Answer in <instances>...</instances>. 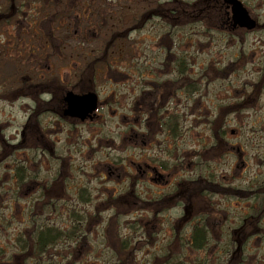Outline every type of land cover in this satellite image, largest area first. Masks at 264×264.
Masks as SVG:
<instances>
[{
    "label": "flooded vegetation",
    "instance_id": "obj_1",
    "mask_svg": "<svg viewBox=\"0 0 264 264\" xmlns=\"http://www.w3.org/2000/svg\"><path fill=\"white\" fill-rule=\"evenodd\" d=\"M175 4H180L179 0H44V5L43 0H0V68L5 71L0 76V194L11 193V201L18 207L21 200L33 196L36 211L42 190L57 192L61 188L69 192L75 190L74 193L79 190L91 193L85 210L88 226L95 215V204L127 203L128 196H135L140 186L145 192L154 193L150 192L152 189L160 196L148 201L146 210L154 211L153 216L156 214L154 205L161 204L165 209L179 207L183 216L175 227L183 228L193 222L192 233L197 229L202 231L208 217L201 214L195 217L197 214L192 212L199 206L195 203L199 196L197 192L202 195L200 185L205 158H202L199 141L201 126L194 116V125L186 128L185 111H182L186 101L196 100L199 87L195 80L193 86L185 83L186 61L178 45L185 43L183 27L187 13L184 7L176 10ZM43 17L59 20V26L53 30L48 28L52 33H63L61 28L65 26L66 40L70 41V33L74 44L53 49L44 41L48 30L42 27ZM226 17V29L233 30L229 12ZM92 35L97 39L90 43ZM139 35H146V38ZM103 38L109 41L105 39L102 44ZM75 46L82 51H99V59L95 61L94 55L81 59L70 54V50H76ZM109 56H116V59L111 60ZM98 63L102 64L97 66ZM10 67H13L12 74ZM63 78L69 86L57 85L58 80L64 81ZM69 92L97 95L98 109L89 122L68 114L66 98ZM20 100L24 121L14 128L11 136L6 115L10 105ZM111 115L113 135L118 140L114 151L124 150L128 154H105V134L93 136L91 142L78 152L80 158H86L85 165L77 168L76 177L71 172V176L61 181L60 172L59 177L57 174L62 159L71 157L67 151H57L56 139L64 134L77 142L75 131L85 125L100 123L104 126ZM49 116V123L43 124L41 118ZM62 126L68 132L59 131ZM187 133H190L194 147L186 155ZM121 138L128 139V148L122 145ZM69 140L64 139V147L73 145ZM216 140L213 135L210 150H216ZM231 147L232 152L240 153V148ZM42 158L53 163L50 186L41 185ZM169 158L174 159L169 161ZM209 161L213 160L210 158ZM210 167L205 178L213 186L215 175ZM186 186L195 190H187ZM249 188L257 189L256 193L261 194V187ZM93 193L100 199L91 198ZM250 201V206L244 203L248 209L243 210L242 228L238 229L246 259L254 238L248 223L253 220V212L262 206L260 196ZM208 205L218 208L215 198H211ZM189 212L195 217L190 222L187 219ZM263 217L264 213L259 214L257 223ZM196 220H199L197 225ZM39 225L34 223L35 232ZM236 236L239 242L240 236ZM257 237L261 241L262 237ZM28 239L25 235L24 241ZM243 263L248 261L243 260Z\"/></svg>",
    "mask_w": 264,
    "mask_h": 264
},
{
    "label": "rangeland",
    "instance_id": "obj_2",
    "mask_svg": "<svg viewBox=\"0 0 264 264\" xmlns=\"http://www.w3.org/2000/svg\"><path fill=\"white\" fill-rule=\"evenodd\" d=\"M240 1L259 23L253 32L240 28L226 29V23L222 21L231 10L223 4L224 0H179L180 4H175L176 10L184 7L187 13L183 27L185 43L178 45L186 61L185 83L186 86H193L195 80L199 87L196 100L186 101L185 108H182L185 111V126L190 129L195 123V117L200 120L198 131L203 136V143L202 138L199 140L202 147L208 146L209 135L213 134L208 127L212 119L216 121L212 126L214 133H224L216 150H201L202 158H205L200 185L202 195L200 191L197 192L199 196L195 203L199 206L192 212L197 214L195 217L199 214L208 217L202 227L207 235L203 248L197 250L192 247L193 222L183 228L175 227L183 216L179 207L165 209L161 204L154 205L152 208L156 211L155 216L154 211L150 213L146 210L152 197L160 198L158 192L152 189L150 192L154 193H149L138 186L135 196H128L127 203L107 201L95 204V215L87 226L85 203L91 193L80 197L84 194L82 190L74 193L75 190L69 192L60 188L57 192L42 190L41 195L45 197H40L35 219L43 229H56L57 241L45 246L36 255L31 248H27V241L31 240L34 229L33 206L29 202L28 205L21 202L20 207L16 206L11 202L12 194L8 192L0 194V264H264V217L257 223L259 214L264 213V0ZM42 23L48 32V27H52V30L57 27L55 19H44ZM64 27L61 28L63 34L58 35L61 38L68 36ZM69 36L72 35L69 33ZM138 37L146 38V35ZM96 39L92 35L90 43ZM96 57L97 54H94L93 59ZM109 59L114 60L116 56H109ZM4 74L1 67L0 76ZM63 80H58L57 85L69 86L70 83ZM233 105L241 107L232 110ZM24 115L18 105H10L5 122H9L11 136L14 135V128L23 123ZM49 118H41V122L47 124ZM59 131L66 133L68 129L62 126ZM113 132L114 120L111 115L104 126L100 123L85 125L75 131L74 136L79 139L77 142L69 140L64 134L60 135L56 139L59 146L57 151H67L68 157H71L62 159L57 174L58 177L61 175V181L71 176V172L76 177L77 168L85 165L86 158H80L78 152L91 142L93 136L105 134V144L102 143L107 151L105 154H128L124 150L114 151L118 140ZM64 139L73 141V145L64 147ZM121 142L128 148L127 138H121ZM186 142L187 155V151L190 152L194 147L190 133L186 134ZM231 146L241 148L242 152L231 154ZM109 148L112 150L109 151ZM44 159L40 169L41 185L50 186V168L53 163ZM173 159L169 158V161ZM236 164L239 168H235ZM209 165L215 175L213 186L205 178L209 175ZM256 183H261L258 187H261V194L256 193L257 189L248 188L256 187ZM230 186L234 187L233 191L228 189ZM190 187L185 188L188 190ZM204 190L208 192L204 193ZM228 196L229 199H226ZM255 196H262L263 199L262 206L253 212V220L248 223L254 238L251 240L249 258L246 259L242 254L240 245L243 244V238L238 229L242 228L243 210L248 209L244 203ZM90 197L100 199L96 193ZM210 198L216 199L218 208L212 205L210 208ZM23 206L26 207V214H23ZM195 217L189 212L188 222ZM237 234L240 236L239 242L236 240ZM25 235L29 237L26 241ZM258 235L262 237L261 241ZM243 260L248 263H243Z\"/></svg>",
    "mask_w": 264,
    "mask_h": 264
},
{
    "label": "water",
    "instance_id": "obj_3",
    "mask_svg": "<svg viewBox=\"0 0 264 264\" xmlns=\"http://www.w3.org/2000/svg\"><path fill=\"white\" fill-rule=\"evenodd\" d=\"M230 2L233 5L234 27H246L248 30L255 29L256 23L250 18L249 13L243 5L237 0H230ZM67 103L69 110L68 114L85 119L95 112L97 97L95 95L80 97L70 93L67 97Z\"/></svg>",
    "mask_w": 264,
    "mask_h": 264
},
{
    "label": "trees",
    "instance_id": "obj_4",
    "mask_svg": "<svg viewBox=\"0 0 264 264\" xmlns=\"http://www.w3.org/2000/svg\"><path fill=\"white\" fill-rule=\"evenodd\" d=\"M240 107H241V105H233L231 107V109L232 110H238ZM236 113H237V111L234 112V114H236ZM215 122L216 121H212L211 123H215ZM223 136H224V133H222V132H218L216 134V138L218 139V141ZM202 138H203V136H202ZM263 183H264V181H263ZM256 184H257L256 187H259L261 185V183H256ZM80 196H82V195H80ZM85 219H86V217H85ZM193 234H194V236L192 237V241H191L192 247L194 249H197V250L202 249L204 244H205L207 237L204 235L203 231H200L198 229ZM56 240H57V230L54 228H47L45 233H42L35 238V243H30V246H31L33 251L39 253L40 251L44 250L45 246L53 245L52 243H55Z\"/></svg>",
    "mask_w": 264,
    "mask_h": 264
}]
</instances>
